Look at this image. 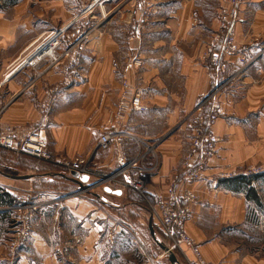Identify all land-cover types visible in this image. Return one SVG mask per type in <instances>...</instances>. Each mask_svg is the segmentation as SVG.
Listing matches in <instances>:
<instances>
[{"label":"crops","instance_id":"obj_1","mask_svg":"<svg viewBox=\"0 0 264 264\" xmlns=\"http://www.w3.org/2000/svg\"><path fill=\"white\" fill-rule=\"evenodd\" d=\"M142 3L0 0V122L24 129L37 124L58 160L84 156L104 166L101 173L108 176L117 168L118 149L99 150L98 141L114 112L121 80L137 76L148 111L127 118L121 140L128 158L153 147L145 162L146 167L158 166L149 182L152 199L172 182L194 190L198 201L186 230L204 259L264 264V243L254 249L250 245L254 219L264 215V0H247L236 25L237 42L251 63L233 57L225 71L204 58L219 28L221 0H155L141 40L130 41L140 34ZM60 28L75 36L76 70L60 68L38 78L30 68L17 69L39 40ZM221 42H215L216 52ZM130 60L141 61V68L133 69ZM51 88L59 89V96L41 114L37 104ZM214 92L221 113L213 128L220 138L218 153L203 181L187 183L183 155L189 149V117ZM252 168L262 170L253 182L260 207L220 184L249 175ZM223 173L232 176L222 178ZM30 177L16 181L0 174V189L15 201L12 207L0 204V264H171L164 256L166 239L154 227L152 233L149 211L128 202L127 191L106 183L78 195L79 190L40 187L49 177ZM56 183L79 189L71 181ZM98 183L91 179L83 184ZM26 194L42 207L34 213L29 241L16 247L17 200Z\"/></svg>","mask_w":264,"mask_h":264},{"label":"built area","instance_id":"obj_2","mask_svg":"<svg viewBox=\"0 0 264 264\" xmlns=\"http://www.w3.org/2000/svg\"><path fill=\"white\" fill-rule=\"evenodd\" d=\"M246 2L247 0H221L219 28L204 53V58L210 60L211 64L220 70L225 71L233 57H237L243 65L251 63L237 42L236 25L241 20V8ZM155 6V0H143L140 34L129 37L130 41L141 40V33L150 24ZM74 38L73 34H68L67 28L47 33L31 48L17 69L30 68L38 72V78L60 68L69 71L76 70L80 63V57L77 45L73 43ZM220 40H222L221 51L216 52L214 44ZM130 63L133 65V69L141 68V61L130 60ZM138 81L137 76L121 80L114 112L106 122V132L98 141L97 148L99 150L107 151L112 146H116L118 149L117 168L108 176L101 173L104 166L84 156H77L70 160H58L50 152L47 136L43 129L37 128V124L24 129L0 122V149L18 156H28L58 165L69 175L77 172L79 179L87 176L89 180L99 181L96 186L84 184L89 190L78 191V195L92 193L95 187L106 183L118 186L123 191L129 189L135 191L146 201L153 227L163 235L168 243L164 256L176 253L182 258L184 264H214L204 259L200 246L188 235L186 230L187 224L192 219V207L198 201L196 192L184 187L178 188L176 183L172 182L167 186L164 194L152 199L149 182L158 166L155 163L153 166L146 167L145 162L153 147H148L146 151L134 158L127 156L121 140V129L132 114L148 111L142 90L136 85ZM59 93L60 90L57 88L48 90L45 99L37 104L38 111L43 114L58 98ZM216 93L214 92L199 103L189 117L191 122L188 134L189 149L183 155V170L187 183L194 184L203 181L209 161L218 153L220 138L215 134L213 128L220 119L221 113L220 106L213 102ZM211 102H213L211 110L206 113V107ZM261 172L260 168H252L248 173L259 175ZM231 176L230 174H221L222 178ZM17 201L20 217L13 229L16 247L29 241L34 227V213L42 207L41 204L35 202L33 194H26L18 198ZM263 217L264 215H259L260 224H264ZM108 239L112 240V234L108 236Z\"/></svg>","mask_w":264,"mask_h":264},{"label":"trees","instance_id":"obj_3","mask_svg":"<svg viewBox=\"0 0 264 264\" xmlns=\"http://www.w3.org/2000/svg\"><path fill=\"white\" fill-rule=\"evenodd\" d=\"M209 106V105H208ZM208 107H206V113H208ZM1 150V149H0ZM5 151V150H3ZM53 167L54 165L49 164L48 165V169L45 170L47 171L46 173H43L41 175H34V177L36 178H42V177H49L50 181H48L49 183L45 184L42 183L39 186L40 187H44L47 185H51L52 187H56L58 186V184L56 183V180L62 181V182H70L71 180L67 177L62 176L61 174H65L69 177V174L66 170L62 169L61 167H55L54 169L50 168ZM59 170V172L62 173H56L54 171ZM2 173H4L2 170H0ZM258 175H254V174H249V175H241V176H237L235 178H231V179H227V180H222L220 184H225L226 187H228L229 189H231L234 192H242L246 198L250 201H254L259 207L262 205L257 194L256 191L253 187V182L255 180H257ZM49 187V186H47ZM70 189V188H69ZM71 192L70 193H76L78 188L77 187H71ZM127 201L132 203L133 205H135V207H140V208H144L146 210H148V206L146 201L135 191L129 189L127 190ZM0 204H4L7 206H14L15 205V201L14 199L7 194L6 192H4V190L0 189ZM250 216H251V211H250ZM253 217V216H252ZM254 222L256 223V220L254 219ZM176 254V253H175ZM168 257V255H167ZM177 257V254H176ZM179 264L180 261L178 260Z\"/></svg>","mask_w":264,"mask_h":264},{"label":"rangeland","instance_id":"obj_4","mask_svg":"<svg viewBox=\"0 0 264 264\" xmlns=\"http://www.w3.org/2000/svg\"><path fill=\"white\" fill-rule=\"evenodd\" d=\"M50 163L43 162L38 159H34L28 156H18L13 153L0 150V170H2L6 175L10 176H32V175H41L43 173H46L48 169V165ZM54 169V167H50ZM63 169V168H62ZM56 173H62L59 172V170L54 171ZM64 177L71 178L65 174H61ZM72 176L78 177L79 174L77 172L73 173ZM81 182L85 183L89 181V178L87 176H83L80 178ZM66 186V185H65ZM71 189V188H70ZM70 189H66L61 185L56 186V190H65L68 192H71ZM79 190V189H78ZM94 191H92L93 193ZM91 194V193H89ZM85 193L84 195H89ZM264 221V217L263 220ZM253 228V227H252ZM250 240L253 246V249L258 246V244L264 243V224H260L259 217L257 218L255 229L251 230L250 232ZM261 246V245H260Z\"/></svg>","mask_w":264,"mask_h":264},{"label":"water","instance_id":"obj_5","mask_svg":"<svg viewBox=\"0 0 264 264\" xmlns=\"http://www.w3.org/2000/svg\"><path fill=\"white\" fill-rule=\"evenodd\" d=\"M0 174L5 176L6 178H9L11 180H16V181H23V180H28V179L31 178L30 176H10V175L3 174L1 171H0ZM69 179L71 180V182L75 183L79 187V192H84V191H88L89 190V188H87L83 184V182L79 181L78 179L73 178V177L69 178ZM95 197L100 199L104 203L112 205V206H119L120 205L118 202L109 201L106 198H104L102 196H99V195H95ZM150 228H151L152 233L154 234V229H153V226H152V222L150 223ZM166 250H167V248H165V251ZM168 258H169L171 264H179L178 258L176 257L175 253H170L168 255Z\"/></svg>","mask_w":264,"mask_h":264}]
</instances>
